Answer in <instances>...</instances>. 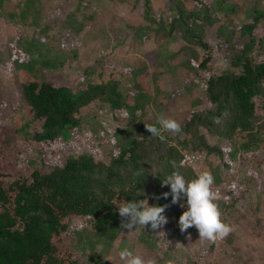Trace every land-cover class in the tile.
Instances as JSON below:
<instances>
[{
  "label": "trees",
  "instance_id": "16d2710c",
  "mask_svg": "<svg viewBox=\"0 0 264 264\" xmlns=\"http://www.w3.org/2000/svg\"><path fill=\"white\" fill-rule=\"evenodd\" d=\"M145 10L149 16V8ZM253 14L248 23L237 26L239 37L227 51L229 67L220 75L212 70L222 48L190 32L186 26L190 15L170 22L171 28L180 22L200 48L189 88L200 89L210 108L194 116L179 133L165 132L164 140H130L113 160L84 149L83 142L77 153L55 149L61 138L85 131L83 119L96 103L106 106L116 119L117 112L128 109L137 92L125 97L122 70L97 59L86 79L70 88L55 86L40 70L22 64L17 78L25 108L22 115L10 117L14 138L22 134L41 160H49L50 167L33 168L29 173L10 170L7 141L0 138V264H88L65 244V236L78 222L89 221L100 229L118 218L124 221L119 207L145 199L149 206L167 205L163 213L167 223L155 230L148 225L136 229L150 239L161 258H168V264H179L171 237L185 236L178 226L184 209L172 204L171 196L162 198V193L169 192L168 186L161 185L167 174L178 170L190 180L200 172H210L211 191L220 197L213 202L222 222L249 193L263 191L264 32L259 25L264 12ZM156 23L155 30L163 29ZM201 154L207 156L205 161ZM250 166L256 173L241 185L239 177ZM91 264L102 263L94 260Z\"/></svg>",
  "mask_w": 264,
  "mask_h": 264
},
{
  "label": "rangeland",
  "instance_id": "374dc122",
  "mask_svg": "<svg viewBox=\"0 0 264 264\" xmlns=\"http://www.w3.org/2000/svg\"><path fill=\"white\" fill-rule=\"evenodd\" d=\"M255 11L264 12V0H0V138L7 141L6 166L21 173L50 167L22 134L14 138L10 117L25 108L17 78L22 64L40 70L47 82L70 88L86 79L97 59L122 70L125 97L137 92L128 109L117 112L116 119L96 103L83 119L85 131L61 138L55 149L77 153L83 142L84 149L113 160L130 140L153 139L145 127L158 117L173 119L184 130L210 108L200 89L189 88L200 48L180 22L174 28L170 22L190 15V32L222 48L212 70L220 75L229 67L227 51L239 37L237 26L248 23ZM156 21L163 29L155 30ZM259 29L264 32V22ZM206 157L201 154L203 161ZM256 170L250 166L239 177L241 185ZM122 222L118 218L100 229L78 222L65 244L88 264H123L118 253L125 247L153 264H168L150 239L138 229H121ZM223 222L233 227L223 238L201 239L194 226L185 236L171 237L179 264H264V190L249 193Z\"/></svg>",
  "mask_w": 264,
  "mask_h": 264
},
{
  "label": "clouds",
  "instance_id": "9594fccd",
  "mask_svg": "<svg viewBox=\"0 0 264 264\" xmlns=\"http://www.w3.org/2000/svg\"><path fill=\"white\" fill-rule=\"evenodd\" d=\"M145 128L151 137L161 140L165 139V132L176 134L181 131L180 125L175 120L164 117H158L154 124ZM212 184L213 177L207 171L200 172L188 180L181 172L175 170L161 181L162 186L169 188V192L161 194L162 198L167 199L171 196V203H179V206L184 209L178 219L181 232L194 226L199 238L216 240L233 231L232 226L220 219V212L213 202L220 197L218 193L211 191ZM166 207L167 205L157 206L156 204L149 206L146 199L124 202L117 210L119 216L124 218L121 229H127L130 232L138 226L144 229L148 225L155 230L167 223L163 215ZM118 255L123 264H153L152 261H146L141 255L135 254L127 247L120 250Z\"/></svg>",
  "mask_w": 264,
  "mask_h": 264
}]
</instances>
